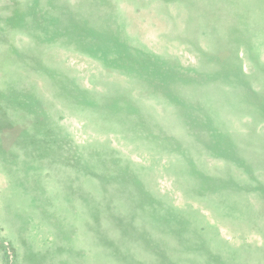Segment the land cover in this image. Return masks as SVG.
<instances>
[{
  "label": "rangeland",
  "instance_id": "1",
  "mask_svg": "<svg viewBox=\"0 0 264 264\" xmlns=\"http://www.w3.org/2000/svg\"><path fill=\"white\" fill-rule=\"evenodd\" d=\"M99 1L0 0V264H264V0ZM97 6L166 64L243 80L151 92L73 40Z\"/></svg>",
  "mask_w": 264,
  "mask_h": 264
},
{
  "label": "trees",
  "instance_id": "2",
  "mask_svg": "<svg viewBox=\"0 0 264 264\" xmlns=\"http://www.w3.org/2000/svg\"><path fill=\"white\" fill-rule=\"evenodd\" d=\"M98 3L99 6L104 5V1L98 0ZM93 4L96 6L95 2ZM99 6H97V9H100ZM100 10L102 11V9ZM82 15L80 12H74L69 20L72 36H74L72 37L73 40L80 45H85L95 56L102 59L105 64L133 72L142 77L151 92L156 89L158 93L162 92L163 94L175 96L167 85L176 80L188 83L199 81L200 83L213 80L221 74L231 75L235 79L243 80L241 65L238 67L237 63L226 62L222 73L186 70L172 66L170 63L166 64L164 59L154 56L142 43L134 41L127 36L116 10L112 8L106 7L102 12L92 9L88 15ZM64 31L68 33L69 30ZM234 52H237V50H234ZM246 95L253 101V104L260 105L258 93L248 90ZM177 101H180V99ZM186 116L188 117L186 120L188 127L195 130L198 136L204 134L203 138L199 136L200 141L204 142L205 137L207 144L213 143L214 147H225L228 140L226 134L211 124L213 120L209 114L201 116L193 112H186ZM204 126L207 127L204 128ZM199 175L202 178V185L209 181L207 174L199 173Z\"/></svg>",
  "mask_w": 264,
  "mask_h": 264
}]
</instances>
